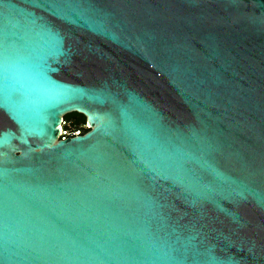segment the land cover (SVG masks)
Wrapping results in <instances>:
<instances>
[{
	"label": "water",
	"instance_id": "obj_1",
	"mask_svg": "<svg viewBox=\"0 0 264 264\" xmlns=\"http://www.w3.org/2000/svg\"><path fill=\"white\" fill-rule=\"evenodd\" d=\"M0 264H264V0H0Z\"/></svg>",
	"mask_w": 264,
	"mask_h": 264
},
{
	"label": "built area",
	"instance_id": "obj_2",
	"mask_svg": "<svg viewBox=\"0 0 264 264\" xmlns=\"http://www.w3.org/2000/svg\"><path fill=\"white\" fill-rule=\"evenodd\" d=\"M60 129L61 130L58 139H66L68 137L80 136L84 134L88 127L86 125L73 126L72 122L64 120L62 117Z\"/></svg>",
	"mask_w": 264,
	"mask_h": 264
},
{
	"label": "rangeland",
	"instance_id": "obj_3",
	"mask_svg": "<svg viewBox=\"0 0 264 264\" xmlns=\"http://www.w3.org/2000/svg\"><path fill=\"white\" fill-rule=\"evenodd\" d=\"M66 120L67 121H70V122H72V123H74V121L75 122H81V117L80 116H78V115H75L73 112H71V113H68L66 116ZM86 125V124H85ZM87 126V125H86Z\"/></svg>",
	"mask_w": 264,
	"mask_h": 264
},
{
	"label": "trees",
	"instance_id": "obj_4",
	"mask_svg": "<svg viewBox=\"0 0 264 264\" xmlns=\"http://www.w3.org/2000/svg\"><path fill=\"white\" fill-rule=\"evenodd\" d=\"M75 115H78V116H80L81 117V122H75L74 121V123H73V126H78V125H85L86 124V119H85V117L82 115V114H80V113H77V112H73ZM67 114H65L64 116H63V119L64 120H66V116ZM88 130V129H87ZM87 130H85V131H87Z\"/></svg>",
	"mask_w": 264,
	"mask_h": 264
}]
</instances>
